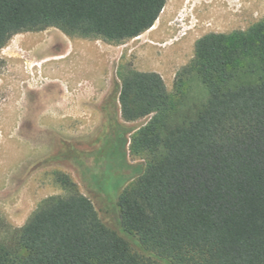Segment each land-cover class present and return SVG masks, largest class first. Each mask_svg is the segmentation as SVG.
Instances as JSON below:
<instances>
[{
  "label": "trees",
  "instance_id": "trees-1",
  "mask_svg": "<svg viewBox=\"0 0 264 264\" xmlns=\"http://www.w3.org/2000/svg\"><path fill=\"white\" fill-rule=\"evenodd\" d=\"M167 1L0 0V49L48 28L119 44L150 29ZM184 74L186 92L180 84L173 95L157 73L119 72L121 118L150 117L130 141L146 164L125 188L132 178L114 174L109 161L94 176L105 199L116 200L122 230L154 259L132 253L56 172L64 195L41 201L15 244L0 243V264H264V18L197 39ZM193 86L204 97L189 106Z\"/></svg>",
  "mask_w": 264,
  "mask_h": 264
},
{
  "label": "rangeland",
  "instance_id": "rangeland-1",
  "mask_svg": "<svg viewBox=\"0 0 264 264\" xmlns=\"http://www.w3.org/2000/svg\"><path fill=\"white\" fill-rule=\"evenodd\" d=\"M263 18L264 0H168L150 29L119 44L69 37L56 28L14 35L0 49V243L15 244L41 201L64 195L54 178L60 172L132 253L153 260L122 230L116 200L105 199L94 181L109 161L114 174L132 178L125 188L146 164L130 141L150 117L121 118L119 72L157 73L176 95L180 84L187 90L184 72L197 39L245 31ZM203 97L193 86L186 103Z\"/></svg>",
  "mask_w": 264,
  "mask_h": 264
}]
</instances>
